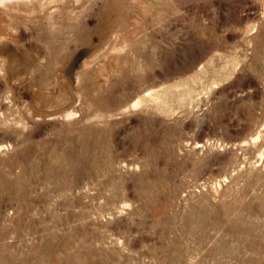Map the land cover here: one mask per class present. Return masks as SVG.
<instances>
[{
  "label": "rangeland",
  "instance_id": "374dc122",
  "mask_svg": "<svg viewBox=\"0 0 264 264\" xmlns=\"http://www.w3.org/2000/svg\"><path fill=\"white\" fill-rule=\"evenodd\" d=\"M0 264H264V0L0 3Z\"/></svg>",
  "mask_w": 264,
  "mask_h": 264
},
{
  "label": "bare ground",
  "instance_id": "6f19581e",
  "mask_svg": "<svg viewBox=\"0 0 264 264\" xmlns=\"http://www.w3.org/2000/svg\"><path fill=\"white\" fill-rule=\"evenodd\" d=\"M13 1H17L18 4L22 3V5L26 8L27 7V2H29V0H0V3H3V2H13ZM16 4V3H15ZM14 4V5H15ZM7 5V4H6ZM5 5V6H6ZM13 4H11L12 6ZM9 6V5H8ZM22 7V6H21ZM33 8V7H32ZM23 10V9H22ZM28 11V10H27ZM31 11V10H30Z\"/></svg>",
  "mask_w": 264,
  "mask_h": 264
}]
</instances>
